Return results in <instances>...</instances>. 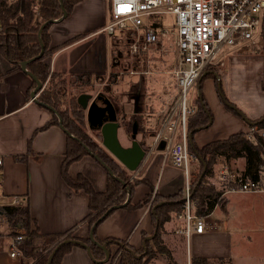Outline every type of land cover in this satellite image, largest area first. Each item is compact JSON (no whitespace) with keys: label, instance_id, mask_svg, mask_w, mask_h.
Instances as JSON below:
<instances>
[{"label":"crops","instance_id":"crops-1","mask_svg":"<svg viewBox=\"0 0 264 264\" xmlns=\"http://www.w3.org/2000/svg\"><path fill=\"white\" fill-rule=\"evenodd\" d=\"M96 1H78L66 18L50 26V46L64 44L45 59L50 71L69 68V51L102 29L105 23L103 13L95 16L96 13L91 11ZM79 9L81 13H78ZM80 34L86 35L68 43ZM92 49L95 58V49ZM96 56L100 57V50ZM213 64L216 65L214 72L219 76V86L212 77L202 83V92L213 117L210 124L195 132L193 139L198 146L248 130L249 124L238 113L228 110L223 99L240 109L249 120L264 114V50L251 52L241 47H229L218 54ZM12 68L13 64L0 51V70L9 71L0 77V196L6 200L11 196L24 198L26 195L31 224L35 223L43 233L72 232L76 237L89 238L88 195L82 189L71 188L60 173L68 133L59 123H51L35 131L50 121L53 112L31 98L30 91L35 86H32V78L21 68ZM195 89L196 95L197 85ZM158 129L159 124L155 133ZM162 133L169 135L170 131L165 128ZM179 135L178 124L173 140H178ZM162 139H155L154 135L147 138L146 144L151 146L147 157L137 170L126 172L130 176L128 182L133 178L140 181L134 185L131 196L128 182L127 188L123 186L127 192L124 202L127 199L134 205L141 202L150 185L154 192L163 196L183 189L185 179L181 168L172 164L166 148L158 149ZM28 143L32 150L29 153ZM26 153V162L14 158ZM191 159L189 163L193 170L198 161L191 162ZM222 165L239 175L245 168V159L231 158ZM67 170L72 177L83 174L97 191L106 188L108 171L91 154L72 161ZM217 174L209 173L208 179L217 183L216 187L220 190L222 185ZM261 175L260 168L258 177ZM122 204L114 207L96 227L97 237L108 238L112 251L119 242L139 248L154 230L148 203L132 209L124 208ZM202 218L205 229L200 233L193 231L186 237L179 232L184 227L183 218L173 214L164 223L161 234L170 251L155 256L148 264L157 258H163L165 264H190L193 257L222 260L219 264H264V194L227 193ZM21 232V224L9 223L0 211V264H33L42 255L40 246H36L34 257L29 256L30 260L26 257L28 261L9 255L13 238ZM92 261L84 247L74 244L62 257L61 264H91ZM107 261H111L110 264L119 263L110 259Z\"/></svg>","mask_w":264,"mask_h":264},{"label":"trees","instance_id":"trees-1","mask_svg":"<svg viewBox=\"0 0 264 264\" xmlns=\"http://www.w3.org/2000/svg\"><path fill=\"white\" fill-rule=\"evenodd\" d=\"M78 1L80 0H62V4L67 12V15L70 14L74 5ZM61 14L62 11L59 0H0V51L3 56L13 64V68L11 70L19 69L21 61L33 58L39 53L40 42L37 35L39 27L44 21L56 19L60 17ZM52 23L53 22H48L44 25L40 32L41 43L44 46L42 56L33 58L29 61L27 68L43 83L42 89L38 92L39 95H37V99L52 107H57L61 95L60 91L56 87V84H54L56 82L51 81V79L56 76L58 77V73L50 71L49 63L46 62L45 59L52 56L58 48L64 44L50 46L49 28ZM153 25L159 26L161 23L154 21ZM259 31L260 35L264 37V19L261 23ZM85 35L86 34H80L68 41V43L81 39ZM205 70L214 71V69L211 68V65L206 67ZM7 72L9 71L7 70L4 72L0 70V77ZM208 77H212L216 81L212 72H208L203 76L199 83L200 96L196 94L192 101L195 107V112L189 115L186 120V131L187 134L190 133L192 140L191 143L188 142V151L191 158L194 156L195 159H199L202 168L203 162L207 165L205 173L199 183H197L198 175L195 178L190 177L189 182L191 189L190 199L193 204L194 211L201 217L206 215L212 206L217 202H220L223 198L220 195L221 192L219 190H215V188L209 185L205 179V176L211 170V165L215 163V156H219L224 161H228L231 158L244 157L245 168L241 174H237L242 178H250L253 180L258 179V171L261 166H264V137L261 134H256L252 138H249L246 133L239 131L230 134L224 139L208 141L202 146H198L194 142L193 137L195 132L202 126L206 125L213 117L202 92V83L204 79ZM59 82L63 81L59 80ZM34 84V81H32V86H34ZM223 101L224 103L227 102L225 99H223ZM225 105L228 110L237 113L227 103ZM72 111L77 117H79V123H82L80 117L81 110L78 105L74 103V101L72 103ZM56 115L57 113L53 112L50 121L45 123L43 126L36 128L35 131L43 129L51 123H61L69 132L66 137V145L61 162L60 173L64 181L71 188L75 190L82 189L87 193L89 207L87 222L90 226H92L110 206L120 205L124 202L127 192L123 188L122 181L127 182L129 176L126 171L103 150L97 149L95 151L89 146V144H84L85 137L83 136L79 123L77 124L70 121L66 113L63 112L60 113L61 122H59ZM258 119L253 120L255 121L254 127L264 128V119L261 121H258ZM84 145L90 147V149H92V153L95 154L97 161L106 164L115 175L113 176L109 172L107 173L106 188L103 191H97L93 187L92 183L83 174L79 173L75 177H72L68 173L67 169L72 161L81 158L85 154H89ZM29 152H32V150L28 143V153ZM28 153L16 155L14 158L16 160L26 162ZM139 181V179L133 178L128 182L130 188L129 196L132 194L134 185ZM228 185L234 186L236 185V181H233V183L230 182ZM152 193L153 186L150 185L149 192L144 195L141 202L134 205L127 200L123 204V207L132 209L138 207L139 205L146 204L150 200ZM25 197L22 204L9 207L7 206L2 208L0 211L9 223L21 224L22 232L20 235H22V239L17 243V245L23 251L25 256H33L32 249L37 245L41 246L42 250L47 251L37 258L33 264H45L50 249L62 240L61 237L63 235H65L64 238H76L88 243L91 248V253L95 259H102L104 257L103 250L97 244L92 243L90 238L76 237L72 232L43 233L39 230L35 223L32 226L27 196L25 195ZM159 202L161 203L158 204ZM155 204L158 205L155 207V213L151 216L152 225L153 227L156 226L155 234L149 240L146 239L145 248L143 246L134 248L125 244L126 247H122L118 259L120 264H148L155 251L159 253H169L162 243L161 232L163 230L164 223L170 220L173 214L178 215L183 211V189L168 196H163L156 192L153 200L149 202L150 210H152V207ZM113 210L114 208L111 209L103 219H105ZM102 220H100L92 229V236L99 243H103L108 239H100L96 235V227ZM73 245V243L62 244L54 254L50 264H61L62 257L71 250ZM110 245L111 242H108L106 245L108 249H110ZM130 249L133 252H131ZM135 254L140 256L137 257ZM219 261L221 262L222 260ZM219 261H210L202 257H193L190 259V264H219ZM91 264L100 263L92 261Z\"/></svg>","mask_w":264,"mask_h":264},{"label":"built area","instance_id":"built-area-1","mask_svg":"<svg viewBox=\"0 0 264 264\" xmlns=\"http://www.w3.org/2000/svg\"><path fill=\"white\" fill-rule=\"evenodd\" d=\"M108 21L101 31L114 35L116 29H131L132 39L129 46L133 52L145 49L157 43L166 35L163 27V15H173V37L175 59L172 70L175 81V95L169 110L161 120L155 139L164 138L172 164L181 168L184 175L183 211L177 216L183 218L184 227L179 230L186 237L191 232L205 229L203 218L194 211L190 199L191 155L188 151L186 131L187 117L195 112L193 103H189V91L195 88L201 73L213 64L218 54L229 47H241L251 52H260L264 37L260 35V26L264 19V0H109ZM123 9V10H122ZM160 22L155 26L153 22ZM180 125L178 140H173L177 125ZM168 129L169 135H163ZM264 137V130H261ZM0 164L2 157L0 156ZM258 179L242 178L221 169L226 181H236L235 186L224 185L221 195L227 193H261L264 194V166ZM23 197L11 196L2 200L0 210L4 207L22 204ZM22 235H16L9 250L10 256L26 259L17 243ZM120 250L112 262L118 261Z\"/></svg>","mask_w":264,"mask_h":264},{"label":"rangeland","instance_id":"rangeland-1","mask_svg":"<svg viewBox=\"0 0 264 264\" xmlns=\"http://www.w3.org/2000/svg\"><path fill=\"white\" fill-rule=\"evenodd\" d=\"M109 8V0H97L96 3H94L91 7V11H93V14L96 13L95 16H99L101 13H103L105 22H107ZM78 13H81V9L78 10ZM162 19L163 20L160 19V21L163 22V27L167 30L166 35L161 36V39L157 43L150 44L145 49H140L137 52H133L131 50L129 46V42L132 39L130 28L116 29L114 35H108L105 33V31L99 30L97 32L98 34L92 37L94 38L93 40H95V42L87 48V50L77 62H74L69 68H66L63 71H55L58 73V77L56 76L55 78H52L51 81L56 82L54 84H56V87L60 91L61 95L57 107H54L56 110L55 113H57L56 116L58 121H61L60 113L63 112L66 113L70 121L78 124L79 117H77L72 111L73 101L76 105H78L76 98L82 92L95 94L98 91H103L118 107V118L120 122L118 138L123 145L130 144L131 122L133 119H136L138 122L136 134L137 140L143 143L147 142V138L151 137L152 135L155 137L157 133H155V129L158 127V124L160 127L161 120L166 114V111L169 110L175 95V81L172 73L175 59V44L172 33L173 15L165 14L163 15ZM52 29L55 30L54 25ZM90 48H94L95 51L100 50V57L96 56L95 54L94 58L93 49L90 50ZM263 50L264 44L261 51ZM216 59H218V56ZM211 68L215 70L216 65L211 64ZM59 80L63 82H59ZM137 89L139 90L138 105L140 107V113H143L142 115L133 113V95ZM195 90V88H191L189 91L190 98L195 96ZM37 95H39V93ZM192 101L193 99L191 98L189 103H192ZM78 107L80 108L79 105ZM80 110L82 123L79 124L83 136L85 137L84 144H89V146L95 151L97 149H101L108 156L112 157V155L102 146V137L100 131L91 130L88 128L85 112L81 108ZM262 129L264 130V128L254 127V123H251L248 125V130L244 131V133H246L249 138H252L256 134H261ZM85 147L87 146L85 145ZM90 147H87L89 151L92 150ZM192 159L191 162L196 161L197 158L195 159L193 156ZM113 160L116 161L114 158ZM197 161L198 165L193 170L192 164L189 163L191 178H195L197 175V178H199L203 170L200 160L197 159ZM116 162L126 172H130L118 161ZM223 163L224 160H222L219 156H215V163L211 165V170L209 172L217 174L219 171V174L217 175L218 177L220 176L219 179L221 180L222 185L221 189L219 190L220 192L222 191L224 185H228L230 182L233 183V180L226 181L224 178H222L223 174H221V169L224 168L222 165ZM227 169L229 172L235 174L232 169ZM209 173L205 176V179L209 185L213 186L215 190H218V187H216L217 183H212L208 179ZM155 193L156 192L153 191L151 194L148 204L153 200ZM248 198L251 200V197ZM243 200L247 201L245 199ZM164 232L168 233L166 230H164ZM64 236L65 235L61 237L62 240ZM162 243L166 247L163 239ZM120 245L123 247L124 244H119L117 246L118 249L121 248ZM39 248L42 254L47 252L42 250L41 246ZM35 249L36 246L32 249L33 256L30 257H34ZM51 249L49 253L51 252ZM166 249L168 250L167 247ZM158 255H165V253H159L155 251L150 261L155 256L158 257ZM26 257L28 258L29 256ZM27 258L22 260L28 261L29 258ZM110 263L111 261H107L103 264ZM152 264H165V262L163 258H157Z\"/></svg>","mask_w":264,"mask_h":264},{"label":"water","instance_id":"water-1","mask_svg":"<svg viewBox=\"0 0 264 264\" xmlns=\"http://www.w3.org/2000/svg\"><path fill=\"white\" fill-rule=\"evenodd\" d=\"M59 3H60L61 11H62L61 16L56 18V19H50V20L44 21L38 29L37 35H38V40L40 42V51L33 58L41 57L43 54L44 46L42 45L41 39H40V32L42 30V27L44 25H46L48 22H57V21H60L67 16V12H66L65 8L63 7L62 0H59ZM93 39L94 38H89V39L79 43L78 45L74 46L69 51L68 63L70 65H72L78 58H80L83 55V53L87 50V48L89 47V45L91 44ZM33 58L23 60L20 62L21 70H23L25 73H27L35 83V86L30 91V96L36 102H40L46 108L50 109L52 112H56L54 107H52L46 103H43L37 99V94L42 89L43 83L33 73H31L27 68L28 62L31 61ZM208 72L213 73V75L215 76V78L217 80L218 86H219L218 74L214 71H211V70H205L201 73V75L199 76L198 81H197V94H198V96H200L199 83H200L201 79L203 78V76L205 74H207ZM138 100H139V90L137 89L134 96H133V113L134 114L140 113V107L138 105ZM76 101H77L78 105L80 106V108L85 112V117H86V122H87L88 128L91 130H99L100 131L101 137H102V141H101L102 146L112 155V157L116 161H118L128 171L137 170L139 168V166L142 164V162L145 160V158L147 157V155L150 151V147H151L150 145L146 144V142L142 143L141 141L136 139V134H137V129H138L137 120L133 119L131 122V134H130L131 141H130V144L129 145H123L118 138V129L120 126V122H119V118H118V107L110 99V97H108V95L105 92L98 91L95 94H91L88 92H82L77 96ZM226 103L230 107H232L248 124L255 123L254 121L249 120L245 116V114L240 109H238L236 106H234L228 102H226ZM262 119H264V115L260 119H258V121H261ZM59 122H61V121L59 120ZM211 122H212V120H209V122L202 127L207 126ZM60 126L69 134V132L63 127V125L61 123H60ZM70 135L72 137H74L72 134H70ZM187 140L189 143L192 142L191 137H190V133L187 134ZM165 145H166V142L164 139H162L159 142L158 149L164 150ZM85 148L88 150L87 147H85ZM88 152L92 156L96 157L95 154H93L91 151L88 150ZM101 163L106 167L107 171L111 175L115 176L114 173L112 172V170L106 164H104L103 162H101ZM205 169H206V163L203 162V170H202V172L198 178L197 183H199L202 176L204 175ZM122 183H123V186H126V183L124 181H122ZM126 188H127V186H126ZM125 202H123V204ZM160 203L161 202H159L158 204H160ZM158 204H155L152 207V210H151L152 214L155 213V207ZM116 206H120V205L110 206L91 226L89 238L91 239L92 243L97 244L103 250L104 257L102 259L97 260L93 257V255L91 253L90 245L88 243H86L80 239H76V238H66V239H63L60 242H58L52 248L51 252L49 253V255L47 257L45 264H50L54 254L59 249V247L64 243L78 244L87 250L90 258L93 261H96L99 263L106 262L110 256V250L106 246L107 243L109 242V240L105 241L103 243H99L97 240H95L93 238L92 229L100 220H102L107 215V213L111 209H113ZM155 232H156V226L154 227L153 233L150 236H147L145 238V240L143 241V247L144 248H145L146 239L152 238L153 235L155 234ZM118 244H121V243L119 242ZM123 247H126V246L123 245ZM131 252H133V251L131 250ZM135 256L139 257L140 255H135Z\"/></svg>","mask_w":264,"mask_h":264},{"label":"flooded vegetation","instance_id":"flooded-vegetation-1","mask_svg":"<svg viewBox=\"0 0 264 264\" xmlns=\"http://www.w3.org/2000/svg\"><path fill=\"white\" fill-rule=\"evenodd\" d=\"M96 53H98V51H95V54ZM134 96V95H133ZM117 245H119V244H117ZM121 246V245H120ZM126 246V245H125ZM110 250V256H109V259L110 260H112L114 257H115V255H116V253L118 252V250H120V253H121V250H122V246H121V248L120 249H118V248H116L114 251H112L111 249H109ZM108 259V260H109Z\"/></svg>","mask_w":264,"mask_h":264},{"label":"snow or ice","instance_id":"snow-or-ice-1","mask_svg":"<svg viewBox=\"0 0 264 264\" xmlns=\"http://www.w3.org/2000/svg\"><path fill=\"white\" fill-rule=\"evenodd\" d=\"M123 10V9H122Z\"/></svg>","mask_w":264,"mask_h":264}]
</instances>
